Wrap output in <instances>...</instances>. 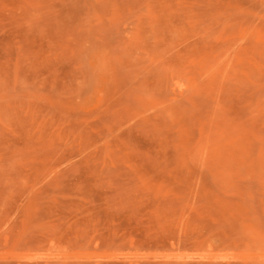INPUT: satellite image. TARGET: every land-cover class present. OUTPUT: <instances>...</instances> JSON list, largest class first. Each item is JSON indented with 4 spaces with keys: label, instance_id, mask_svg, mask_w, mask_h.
<instances>
[{
    "label": "rangeland",
    "instance_id": "374dc122",
    "mask_svg": "<svg viewBox=\"0 0 264 264\" xmlns=\"http://www.w3.org/2000/svg\"><path fill=\"white\" fill-rule=\"evenodd\" d=\"M0 264H264V0H0Z\"/></svg>",
    "mask_w": 264,
    "mask_h": 264
}]
</instances>
